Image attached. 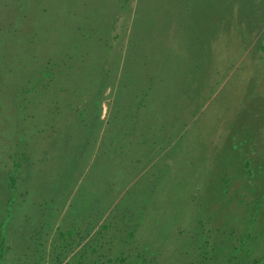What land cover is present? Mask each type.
I'll list each match as a JSON object with an SVG mask.
<instances>
[{
	"label": "rangeland",
	"instance_id": "1",
	"mask_svg": "<svg viewBox=\"0 0 264 264\" xmlns=\"http://www.w3.org/2000/svg\"><path fill=\"white\" fill-rule=\"evenodd\" d=\"M140 263L264 264V0H0V264Z\"/></svg>",
	"mask_w": 264,
	"mask_h": 264
},
{
	"label": "trees",
	"instance_id": "2",
	"mask_svg": "<svg viewBox=\"0 0 264 264\" xmlns=\"http://www.w3.org/2000/svg\"><path fill=\"white\" fill-rule=\"evenodd\" d=\"M15 180H16V177H15L14 174H12V176H11V182H12V184H15ZM71 234H72V230L68 232V235H71ZM130 234H132V233H130ZM4 243H5V241L2 240V242H1V248H3ZM140 264H144V263H140Z\"/></svg>",
	"mask_w": 264,
	"mask_h": 264
}]
</instances>
